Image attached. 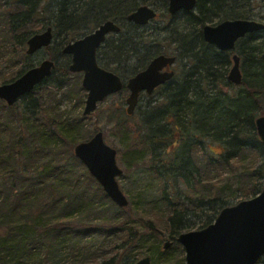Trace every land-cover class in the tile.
<instances>
[{
  "label": "trees",
  "instance_id": "trees-1",
  "mask_svg": "<svg viewBox=\"0 0 264 264\" xmlns=\"http://www.w3.org/2000/svg\"><path fill=\"white\" fill-rule=\"evenodd\" d=\"M55 2L49 10L42 0H0V84L30 69L25 64V44L48 27L54 35L46 50L55 68L21 99L43 85L50 99L58 94L64 98L61 92L69 79L70 57L62 55L63 47L108 20L120 32L108 36L97 50V63L107 71L120 72L122 80L143 70L154 57L174 56V77L148 96L146 106L133 114L137 120L132 125L122 107L112 116L117 118L113 129L125 140L127 159L121 161L144 168L154 182L162 184L161 205L146 203L135 220L136 201H128L125 209H113L83 164L78 163L83 174L77 175L65 167L59 152L54 158L42 154L41 149L52 152L55 147L53 142L43 143L44 128L49 126L25 133L14 124L20 118L16 105L9 108L0 101V113L6 114L0 116V264H133L153 247L144 238L148 234L157 242L167 234L171 246L177 243L178 235L193 227L186 220L189 213L199 214V230L210 225L227 206L222 193L231 184L239 187L243 198L261 192L264 146L254 121L264 115V30L239 39L234 51L220 52L204 42L202 28L227 19H256L264 24V0H196L192 12L171 17L167 0ZM138 6L155 8L152 22L160 16L168 19L164 34L126 19ZM234 54L240 58L239 87L227 81ZM63 57L58 66L57 59ZM119 94L122 105L127 91L123 88ZM73 122L66 119L54 127L57 138L70 147L83 141L81 127ZM258 158L262 163L255 165ZM92 183L100 195L94 194ZM179 183L188 193L189 206L178 203ZM87 237L92 246L84 242ZM66 248L71 253L64 255Z\"/></svg>",
  "mask_w": 264,
  "mask_h": 264
},
{
  "label": "water",
  "instance_id": "water-1",
  "mask_svg": "<svg viewBox=\"0 0 264 264\" xmlns=\"http://www.w3.org/2000/svg\"><path fill=\"white\" fill-rule=\"evenodd\" d=\"M196 0H168L167 14L171 17L179 12H192ZM156 17L152 7L138 6L127 16L137 27L147 26ZM264 30V24L256 20H229L215 25H204L202 38L208 45L220 52H232L239 39ZM120 28L108 20L83 38L69 42L63 47L62 55L70 57L68 71L81 74V87L86 92L82 116L88 118L111 95L119 94L123 88L128 92L125 99V113L128 117L136 111L142 94L151 96L157 88L170 81L174 72L170 69L175 58L160 55L151 59L140 72L123 81L120 76L103 69L97 63V50L105 43L107 36L117 35ZM52 27L31 35L26 42L25 55L31 56L49 48L53 40ZM227 81L239 87L241 72L240 58L232 55ZM54 62L43 60L39 65L22 73L20 77L6 84H0V101L7 107L16 105L21 97L49 78ZM259 142L264 146V115L254 121ZM73 153L100 185L111 203L120 209L128 207V200L117 184L122 175L118 166L117 151L103 141L101 131L93 134L87 142L78 143ZM176 242L183 247L185 264H258L264 257V187L256 197L224 207L213 223L192 232H181ZM171 241L162 244L163 250L170 249ZM133 264H151L150 257L138 259Z\"/></svg>",
  "mask_w": 264,
  "mask_h": 264
},
{
  "label": "rangeland",
  "instance_id": "rangeland-1",
  "mask_svg": "<svg viewBox=\"0 0 264 264\" xmlns=\"http://www.w3.org/2000/svg\"><path fill=\"white\" fill-rule=\"evenodd\" d=\"M44 2L43 7H47L49 10L55 7L56 2L55 0H42ZM148 7V6H147ZM151 7V6H150ZM154 8V7H152ZM155 9V8H154ZM155 22H150L147 29L148 31L157 30L159 33L164 34V28L168 24V19L165 17H158ZM256 20V19H254ZM49 21V19H48ZM260 21V20H256ZM261 22V21H260ZM112 36V35H110ZM77 40V39H76ZM55 41L58 42L59 38L55 35ZM52 50H55L56 47L53 45ZM26 56V55H25ZM49 51L46 49H42L41 51L31 55L26 56V66H29L30 69L34 66L39 65L43 60L49 59ZM63 59L58 58L56 63L58 66H62ZM174 70V67L172 68ZM109 71L113 72L114 74H117L122 78V74L120 72H116L115 70H112L111 68H108ZM68 80L66 84H64L63 91L61 94L65 93L64 98L60 94L55 95L54 99H50L48 95V91L45 88V85L40 86L35 90L31 95H29L25 99H21L16 104L15 112L20 115V118L17 119L14 124L17 128L20 130H24L25 133L28 131H32L36 129L37 126H49V129L44 128L45 136L43 138V143L48 141V143H55V147L52 148V152H45L41 149L42 154L46 157V155H52L50 158H54V154H57L58 152L61 155H58L62 160L63 164H65V167L67 169L72 170L74 173L76 172L77 175L83 174V169L81 170L80 164H78L80 161H78L73 153L74 147L77 145H73L70 147V143L67 142V145L64 144L62 141L63 139H58L55 132V125L58 126L62 124L63 122H66V119L73 120L74 122L72 125H78L81 127L82 134L80 137H82L83 141L80 142H87L89 138L95 134L96 132L101 131L103 133V141L111 148H114L117 151V158L116 161L118 162V166L122 171V175L117 177V184L119 185V188L123 195L126 196L127 200L130 202L132 199L134 202L136 201L137 207L136 210H134V213H132V217L135 220L136 217H140L137 212H141L144 210V206L146 203L154 202L159 203V200L161 198V191L163 189L162 184H158V182H154L152 177L150 178L148 172L145 171L144 168H131L128 167V165L121 160L123 158L127 159V156L124 154V143L125 140L120 137V135L116 132L115 129H113V126L115 124V121L117 118H112L114 112H116L120 107H122L125 111L126 105H125V99L127 98L128 92L126 95H124V102L121 105V94L111 95L108 99H106L104 102L99 103L97 106V110L88 116V118H85L82 116L84 103L86 100V92L81 87V80L82 75L75 73L68 75ZM57 79H60L58 76ZM126 81V79H123ZM55 81V80H54ZM49 88H52V86L49 85ZM81 89V90H80ZM66 91V92H65ZM83 95V97H82ZM83 98V103H81V99ZM154 98H157L156 95H154ZM148 102V96L142 94L138 108L135 112L139 111L141 108H144ZM5 106L6 104L2 102ZM7 107V106H6ZM134 112V113H135ZM4 114V112L0 113V116ZM6 115V114H4ZM3 115V116H4ZM111 116V118H109ZM130 125H132L137 119L134 117V115L130 116ZM85 118V120L83 119ZM111 119V120H110ZM48 122L51 124H48ZM41 128V127H40ZM2 129V128H1ZM64 141H66L64 139ZM78 142V143H80ZM40 143V142H39ZM41 148H43V145H40ZM39 144L38 148L40 149ZM211 149L214 152H218L219 148H213ZM72 153V157L70 153ZM76 160V161H75ZM56 162H52V164H55ZM81 163V162H80ZM262 163L261 159L258 158L255 162V165H259ZM82 165V163H81ZM85 172L87 173V170L84 165ZM88 174V173H87ZM90 175V174H88ZM229 178V176H228ZM101 189L100 185H98ZM92 189H94V194H99L100 191L99 188H97L96 185L92 183ZM170 187L173 188L170 193L175 192V182H172L170 184ZM264 185L260 188H262ZM177 192L176 195L180 197V200H176L180 204H186L190 205L186 201V195L188 193L186 192L184 186L179 183L177 186ZM239 187L233 183L230 185L229 189H226L222 193V199H224L227 202L226 207H232L235 204L254 198L249 196L248 198H243L240 190H238ZM102 191V189H101ZM169 192V187H168ZM127 193L132 194L129 198ZM93 194V193H92ZM173 194V193H172ZM259 194V193H258ZM257 194V195H258ZM175 195V196H176ZM256 197V196H255ZM96 200H99V197H97ZM112 208L114 209L115 205L112 204ZM118 208V207H117ZM115 210H110V212L114 213ZM199 215L197 212H191L186 217V220L189 221V223L193 225L191 230L188 231H182V232H192L199 230V224H197V219ZM214 221V220H213ZM213 221L211 223H213ZM210 223V224H211ZM204 228V227H203ZM147 241L151 240V242L154 244L151 250H149L147 256H141L137 258H143V257H150L151 264H163L164 261L167 262V264H185L184 260V250L183 247H180L178 243H174L172 246H170V249L168 250H161V246L166 240L168 239L167 234L163 235V240L157 242L155 239H150L149 234L144 237ZM87 242V246H92V240L90 237H87L85 239ZM168 241V240H167ZM157 242V243H156ZM155 244H157V247L155 248ZM182 250V255L179 257V252ZM63 254H69L70 248H66L62 251ZM259 264H264V257L259 261Z\"/></svg>",
  "mask_w": 264,
  "mask_h": 264
},
{
  "label": "flooded vegetation",
  "instance_id": "flooded-vegetation-1",
  "mask_svg": "<svg viewBox=\"0 0 264 264\" xmlns=\"http://www.w3.org/2000/svg\"><path fill=\"white\" fill-rule=\"evenodd\" d=\"M167 1H168V0H167ZM179 13H180V12H179ZM156 16H157V13H156ZM155 18H156V17H155ZM154 20H155V19H154ZM151 22H152V21H151ZM100 25H101V24H100ZM97 27H98V26H97ZM97 27H96V28H97ZM93 31H94V30H93ZM93 31H92V32H93ZM92 32H91V33H92ZM89 34H90V33H89ZM87 35H88V34H87ZM109 36H110V35H109ZM107 37H108V36H107ZM81 38H83V37H81ZM79 39H80V38H79ZM73 42H74V40H73ZM170 57H171V56H170ZM175 62H176V61H175ZM174 65H175V63H174ZM174 65H173V67H174ZM173 67H172V68H173ZM172 68H171L170 70L173 72V69H172ZM174 74H175V72H174ZM173 77H174V76H173ZM144 95H145V94H144ZM151 96H152V95H151ZM171 244H172V242H171Z\"/></svg>",
  "mask_w": 264,
  "mask_h": 264
}]
</instances>
